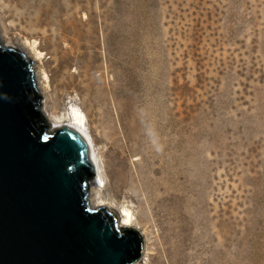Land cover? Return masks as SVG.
<instances>
[{
    "label": "rangeland",
    "instance_id": "374dc122",
    "mask_svg": "<svg viewBox=\"0 0 264 264\" xmlns=\"http://www.w3.org/2000/svg\"><path fill=\"white\" fill-rule=\"evenodd\" d=\"M0 36L42 52L46 125L70 105L86 116L92 197L133 213L137 264H264V0H0ZM108 132L149 135L123 151L121 188ZM168 193L188 218L178 263L154 214Z\"/></svg>",
    "mask_w": 264,
    "mask_h": 264
},
{
    "label": "water",
    "instance_id": "95a60500",
    "mask_svg": "<svg viewBox=\"0 0 264 264\" xmlns=\"http://www.w3.org/2000/svg\"><path fill=\"white\" fill-rule=\"evenodd\" d=\"M43 119L33 60L0 42V264H137L141 233L93 204L85 138Z\"/></svg>",
    "mask_w": 264,
    "mask_h": 264
},
{
    "label": "bare ground",
    "instance_id": "6f19581e",
    "mask_svg": "<svg viewBox=\"0 0 264 264\" xmlns=\"http://www.w3.org/2000/svg\"><path fill=\"white\" fill-rule=\"evenodd\" d=\"M0 42L5 44L6 46H9L8 42H4L2 37L0 36ZM21 50V49H20ZM25 52L27 56H29L33 62H34V69H35V80L37 83L38 90L40 89L38 86H43V89H47L49 87L48 85V76L44 69V64L42 63V52H39L38 48L35 47L34 43L30 45V49L28 50H22ZM35 64L37 67H35ZM40 65V67H38ZM44 118V116H43ZM52 121L54 126H67L74 128L76 131H78L82 136L85 138L87 145L91 148L92 153V164L94 166V172H95V179L91 184V196L92 191L99 190L104 188V182L102 179V167H103V160H102V153L98 146L96 145L95 140H93L86 116L84 113L77 108L74 105H70V107L60 112L57 115H51ZM46 121L47 119H50V116H45ZM44 120V119H43ZM45 121V120H44ZM149 135L138 134L137 137H135L130 133H122V146L119 145L118 140L116 138V133L108 132L107 134L104 133L103 137L105 142L108 144V149L112 155V164L114 169V175H115V181L117 185L121 188L123 187L124 181H123V159H122V153L126 149H128V146L130 143L133 144H141L144 138H146ZM177 197L181 198V195L176 194ZM175 194L168 193L165 195L160 202H162V207L158 210H155L154 214L156 216H160L163 219V222L166 226V229L168 231V242L170 245V249L173 252V257H176L177 263L183 261L186 258L185 254V247L187 245L186 243V231H187V213L185 210H183L182 207H180L181 201L177 199ZM93 204L98 208H104L106 211L111 210V208L103 202L101 199H94L92 197ZM173 202L174 206L171 205L169 208L166 205V202ZM137 221V219L134 217L133 213L126 207L121 208V212L117 214V223L121 228H134V223ZM145 252V251H144ZM146 254L151 255L150 252L146 251ZM174 261V262H175ZM170 264H174L173 261ZM176 264V263H175Z\"/></svg>",
    "mask_w": 264,
    "mask_h": 264
},
{
    "label": "trees",
    "instance_id": "16d2710c",
    "mask_svg": "<svg viewBox=\"0 0 264 264\" xmlns=\"http://www.w3.org/2000/svg\"><path fill=\"white\" fill-rule=\"evenodd\" d=\"M42 127H43V129H46V124H43ZM140 257H141V255H140ZM140 257H139V258H140ZM139 258H138V259H139Z\"/></svg>",
    "mask_w": 264,
    "mask_h": 264
}]
</instances>
